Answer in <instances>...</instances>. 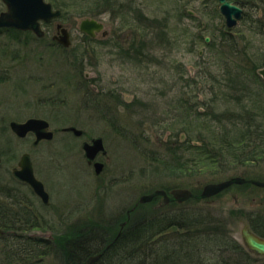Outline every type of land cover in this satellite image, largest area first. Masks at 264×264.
<instances>
[{"label": "rangeland", "instance_id": "374dc122", "mask_svg": "<svg viewBox=\"0 0 264 264\" xmlns=\"http://www.w3.org/2000/svg\"><path fill=\"white\" fill-rule=\"evenodd\" d=\"M46 1L61 10L62 16L48 26L43 41L28 35H0V56L6 50L15 58V61L6 58L0 62V210L3 215L0 219L11 223L14 229L10 233L16 234L6 238V234L0 235V253L25 251L35 255L29 264H63L62 254L53 252L45 257L44 248L39 251L40 245L33 240L18 239L36 223L42 229L62 234L58 244L69 239L76 229L94 233L100 232L99 226L106 230L103 233L112 242L119 234L127 233L136 221L182 216L184 203L189 208L188 216L209 221L206 230L214 231L217 224L220 234L242 241L241 231L248 222L247 216L256 218L264 213V188L248 183L234 185L210 200L189 199L161 205L163 197L158 196L151 202L140 203L142 196L157 190L169 193L175 188L190 189L198 195L207 185L232 178L264 182V163L219 170L218 175L211 177H206L208 173L190 177L153 160L157 157L173 163L166 150L172 133L163 129L169 120H175L169 104L183 94L187 76L202 72L200 66L210 54L204 37L211 41V37L219 35L221 39L227 30L218 0H190L186 8L193 12L192 18L178 14L180 6L174 0L116 2L119 7L122 2L133 19L142 13L151 18L157 16L163 23L164 39L152 41L151 36L139 41L138 47L144 45L145 56L132 55L130 61L120 52L123 48L128 51L130 43L124 39L132 36L133 29L121 25L120 18H123L116 11L100 14L92 5L93 0ZM250 5H253L251 1L244 8L248 14L256 11ZM4 8L0 0V11ZM88 19L103 23L104 30L118 39L112 40L109 35L104 41L100 35V41L93 44L80 31V24ZM245 24V20L240 22L238 28ZM57 25L69 29L72 41L69 48L53 40ZM235 41L242 45L238 37ZM230 49H226V55ZM7 70L11 73L8 78ZM192 89L196 90L187 86L184 95L188 97ZM29 119L47 121L49 128L56 132L53 140L38 146L33 144V137L20 140L11 131L10 122L22 123ZM67 127L83 131V136L64 132ZM98 137L103 138L106 149L98 157L104 164L100 175L87 164L82 149L83 142ZM180 137L182 141L186 138ZM26 153L30 154L35 173L51 197L49 207L16 183L19 179L14 177L13 170H6L17 167ZM200 181L204 183L198 185ZM37 234L54 237L45 231ZM216 256V253L204 255L214 259ZM252 258L254 264H264V257Z\"/></svg>", "mask_w": 264, "mask_h": 264}, {"label": "trees", "instance_id": "16d2710c", "mask_svg": "<svg viewBox=\"0 0 264 264\" xmlns=\"http://www.w3.org/2000/svg\"><path fill=\"white\" fill-rule=\"evenodd\" d=\"M118 1L93 0L92 5L100 14L104 11H116L117 16L123 18H120L123 22L121 25L125 28L132 27L128 51L123 48L120 52L122 56L130 55L125 57L128 61L132 59V55L145 56L144 45L143 48L138 47L141 45L139 41L152 37V41L164 39L161 34L163 23L157 16L151 18L142 13H137L140 17L137 16L134 20L130 16L131 12L122 7V2L121 7L118 6ZM174 1V4L180 6L181 12L178 14L193 17L186 8L190 0ZM250 1L253 4L250 6L256 11L249 14L244 11L240 22L245 20V27L241 26L239 29L238 25L232 29L237 35L227 29L221 39L218 35L211 37V41L207 43L204 37L210 54L206 63L200 66L202 72L198 71L194 77L187 76L183 94L179 98H173V102L169 104L175 120H169L163 129L172 133L168 137L166 150L176 166L157 157L153 159L158 164L162 163L165 168L171 167L190 177L204 176L207 173L206 177H211L218 175L219 170H235L256 165L257 162L264 163V80L258 74L264 68V0L235 2L246 9L245 5L250 4ZM235 37L241 39L242 45L237 44ZM227 48L230 50L226 55ZM187 86L196 89H192L188 97L184 95ZM181 135L186 137L184 141L181 140ZM203 183L200 181L198 185ZM186 206L185 203L182 205L185 212L177 218L158 216L153 221H136L127 233L119 234L112 242L103 233L106 230L100 226L98 229L102 233L76 229L77 232L74 231L64 242L61 240L57 247L50 241L32 240L37 246L40 245L37 248L39 251H42L41 247L44 248L45 257L53 252L62 254L63 264H87L90 257L99 254L101 258L95 264L255 263L252 257L257 255L238 240L220 234L216 229L217 224L214 225V231L206 230L209 221L188 216L190 212ZM161 212L168 214L166 211ZM1 215L2 213L0 217H3ZM247 221L250 229L264 238V213L256 218L247 216ZM8 223L0 219V228L12 231L14 228ZM30 229L41 228L34 223ZM62 238L63 236L59 240ZM22 239L25 238L18 240ZM18 253L17 250L13 254L0 253V264H29V259L35 256H31L34 253L28 254L25 251ZM213 253L217 254L215 259L204 257Z\"/></svg>", "mask_w": 264, "mask_h": 264}, {"label": "water", "instance_id": "95a60500", "mask_svg": "<svg viewBox=\"0 0 264 264\" xmlns=\"http://www.w3.org/2000/svg\"><path fill=\"white\" fill-rule=\"evenodd\" d=\"M8 7V12L0 16V27H13L24 31H34L39 36H43L44 33L40 29V21L50 22L55 18L61 16L60 10H53L50 3H46L45 0H3ZM220 4V10L226 19V25L228 28H234L238 21L243 17V9L236 5L231 0H218ZM103 24L96 20H84L81 23V30L88 35L94 37L96 33L103 30ZM60 43L65 47L71 45L69 33L64 30V36L61 38ZM259 74L264 79V69ZM12 131L18 137H25L28 133H34L36 135L35 145L41 140H51L54 133L49 131V123L45 120L30 119L25 123H11ZM67 131L73 132L76 136H81L83 131L76 128H68ZM83 150L85 157L89 164L96 159L99 153H106L104 142L102 138H96L92 140L91 144L84 143ZM1 161V158H0ZM95 173L100 175L104 165L102 163H95ZM20 167L22 170H14V175L29 184L35 193L42 198L45 203H48L49 195L46 193L42 182L37 180L34 175L33 165L29 155H24L20 161ZM253 184L257 187L264 188V182L258 180H249L244 178H232L228 181L216 184L207 185L200 195L192 193L188 189H175L170 192L169 196L163 190H157L152 194L144 195L140 199V203H148L154 200L158 196H162L163 200L161 203L167 204L170 202L183 203L189 199L205 200L213 198L225 190L229 189L234 185ZM244 244L252 250L254 253L264 255V239L258 237L249 228L245 227L242 231ZM100 255L90 257L87 260V264H94L98 261Z\"/></svg>", "mask_w": 264, "mask_h": 264}, {"label": "flooded vegetation", "instance_id": "af4514ba", "mask_svg": "<svg viewBox=\"0 0 264 264\" xmlns=\"http://www.w3.org/2000/svg\"><path fill=\"white\" fill-rule=\"evenodd\" d=\"M158 8V7H157ZM8 9H7V7L5 6V8H4V10L3 11H0V16L2 15V14H4L6 11H7ZM156 11H158V10H156ZM53 22L51 21V23H45V22H41L40 23V28H41V30L43 31V32H45V35L44 36H39L37 33H35V32H33V31H23V30H18V29H16V28H13V27H6V26H3V27H0V35H6V34H11V35H15V36H18V37H20L21 35H28V36H30V37H34V38H36L35 40H38V41H43L44 40V38L46 37V35H47V29H48V26L50 25V24H52ZM64 30H67L68 32H69V37H70V39H71V34H70V31H69V29L68 28H64V27H62V26H60V25H57V27H56V33L54 34V36H53V40L54 41H56V43H58V45L59 46H61V44H60V39H61V37H62V35H64ZM102 36V38L104 39V41H106L107 39L106 38H108L109 37V35L112 37V40H116V36L117 35H115V34H113L112 32H109V31H107V30H104L103 32H101V33H97V34H95V36L94 37H90V39H91V42H99L100 41V38H99V36ZM87 36V35H86ZM129 41V38L127 39H124V42L126 43V42H128ZM26 44H28L27 42H25ZM11 44H9V46H10ZM4 50V49H3ZM6 58H8V59H10V60H14L15 58L10 54V52H8V51H6V50H4V53L2 54V56H0V62L2 61V60H8V59H6ZM28 57H22L21 59H27ZM15 61V60H14ZM10 71H6V77L8 78V77H10ZM28 121V120H27ZM26 121V122H27ZM11 123H18V122H10V128H11ZM22 123H25V122H22ZM22 123H20V124H22ZM11 131H12V129H11ZM13 132V131H12ZM55 132V131H54ZM68 133H72V132H68ZM55 134H56V132H55ZM55 136V135H54ZM29 137H33L34 138V140H35V135L34 134H28L26 137H24V138H22V139H20L19 137V139L20 140H25V139H28ZM82 137V136H81ZM80 136H79V138H81ZM45 142H47V141H42V142H40L38 145H40V144H42V143H45ZM1 145V144H0ZM37 145V146H38ZM23 156V155H22ZM31 157V156H30ZM99 157V156H98ZM98 157H97V161H99V162H102L100 159H98ZM0 158H1V161H0V164L2 163V156H1V153H0ZM21 159H22V157L19 159V161H18V166L17 167H14V168H12V169H10V168H8V169H6V170H22V168L20 167V161H21ZM31 160H32V158H31ZM32 163H33V161H32ZM90 166V165H89ZM90 168H92V167H90ZM1 169V168H0ZM34 170H35V168H34ZM35 175L37 176V174L35 173ZM13 176V175H12ZM14 178V177H13ZM12 178V179H13ZM14 180H15V178H14ZM16 183L18 184V185H20V186H22L25 190H27L29 193H31V194H34V196H36L39 200H40V198L35 194V192L33 191V189H32V187L30 186V185H28L27 183H24V182H22L21 180H18V181H16ZM50 196V195H49ZM50 201H51V197H50ZM44 206H46V207H49L50 205H45V204H43Z\"/></svg>", "mask_w": 264, "mask_h": 264}]
</instances>
